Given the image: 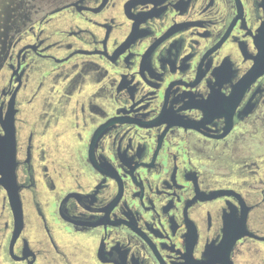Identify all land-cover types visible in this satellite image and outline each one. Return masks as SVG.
<instances>
[{"label":"flooded vegetation","instance_id":"af4514ba","mask_svg":"<svg viewBox=\"0 0 264 264\" xmlns=\"http://www.w3.org/2000/svg\"><path fill=\"white\" fill-rule=\"evenodd\" d=\"M8 4L0 264H264V0Z\"/></svg>","mask_w":264,"mask_h":264},{"label":"water","instance_id":"95a60500","mask_svg":"<svg viewBox=\"0 0 264 264\" xmlns=\"http://www.w3.org/2000/svg\"><path fill=\"white\" fill-rule=\"evenodd\" d=\"M259 62V61H258ZM5 135L0 136V183L6 188L15 213L20 215L18 185L15 178L14 128L12 121L5 127Z\"/></svg>","mask_w":264,"mask_h":264},{"label":"rangeland","instance_id":"374dc122","mask_svg":"<svg viewBox=\"0 0 264 264\" xmlns=\"http://www.w3.org/2000/svg\"><path fill=\"white\" fill-rule=\"evenodd\" d=\"M8 1H10V0H7V6L9 8L10 5L8 4ZM10 3H12V2H10ZM15 4L17 5V3H15ZM7 6H6V0H0V23L2 22L1 25H0V29H2V27L4 26L3 23L5 22V24H6V22H8L12 18V16H13L12 15V11L10 13V9L8 10V13H6ZM4 13H6V14H4Z\"/></svg>","mask_w":264,"mask_h":264}]
</instances>
